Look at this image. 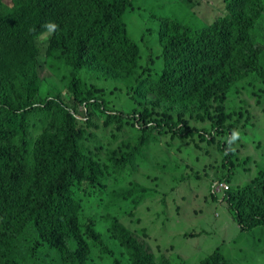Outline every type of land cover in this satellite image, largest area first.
<instances>
[{"label": "trees", "instance_id": "trees-1", "mask_svg": "<svg viewBox=\"0 0 264 264\" xmlns=\"http://www.w3.org/2000/svg\"><path fill=\"white\" fill-rule=\"evenodd\" d=\"M135 1L0 0V264H172L144 202L175 223L206 195L241 229L264 225V0H221L210 23L205 1L178 0L186 26L157 14L177 0H144L160 45L144 62Z\"/></svg>", "mask_w": 264, "mask_h": 264}, {"label": "rangeland", "instance_id": "rangeland-1", "mask_svg": "<svg viewBox=\"0 0 264 264\" xmlns=\"http://www.w3.org/2000/svg\"><path fill=\"white\" fill-rule=\"evenodd\" d=\"M3 1L7 3L10 0ZM203 1H205L203 9L199 14L205 23H210L221 12V0ZM178 4L177 0L175 7L164 5L162 9L157 10V14L174 18L186 26L190 22L188 12L180 9ZM134 7L137 14H128L125 20L130 37L140 46L141 58L144 62L160 53L157 23L152 16H149L150 14H138L139 8L146 7L144 0H136ZM146 29L150 31L144 34ZM121 83L126 90L127 84ZM104 85L110 86L109 82ZM40 96L44 97L45 94ZM240 97L247 101L250 109H253L255 99L252 95L243 91ZM91 132L97 135L98 140L103 135V132L99 134L95 129ZM253 175L252 172L248 175L239 170L231 183L243 186ZM223 186L226 188L225 184ZM221 187L219 185L216 190L219 191ZM200 189L203 191L206 187L201 184ZM205 196L201 200L191 198L189 201V203H198L201 208L197 215L194 214L189 203H185L182 216L175 223L174 216L169 215L168 211L161 207L151 212L143 208L145 202L138 207L140 226L151 238L157 256H166L172 264H202L216 249H220L226 258V264H264V225L254 229H241L223 205L211 203L204 198ZM189 231L197 232V236L185 238L183 234Z\"/></svg>", "mask_w": 264, "mask_h": 264}, {"label": "clouds", "instance_id": "clouds-1", "mask_svg": "<svg viewBox=\"0 0 264 264\" xmlns=\"http://www.w3.org/2000/svg\"><path fill=\"white\" fill-rule=\"evenodd\" d=\"M44 27H45L46 29H48L49 31H53V30H55L58 26L55 25V24H52V23H47V24L44 25ZM17 115H18V114H16V113H12V112L7 111V116H8V118H10V119H12V120H14V119L16 118ZM21 134H22V136H24V134L22 133V131H21ZM238 137H239V133H238V132H233L230 143L235 142V140L238 139Z\"/></svg>", "mask_w": 264, "mask_h": 264}, {"label": "built area", "instance_id": "built-area-1", "mask_svg": "<svg viewBox=\"0 0 264 264\" xmlns=\"http://www.w3.org/2000/svg\"><path fill=\"white\" fill-rule=\"evenodd\" d=\"M221 185H223V184H221Z\"/></svg>", "mask_w": 264, "mask_h": 264}]
</instances>
